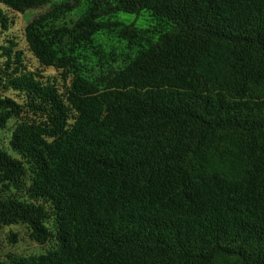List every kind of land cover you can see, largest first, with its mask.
<instances>
[{"label":"trees","instance_id":"trees-1","mask_svg":"<svg viewBox=\"0 0 264 264\" xmlns=\"http://www.w3.org/2000/svg\"><path fill=\"white\" fill-rule=\"evenodd\" d=\"M81 3L0 0L41 10L0 44V227L50 245L0 264H264V0ZM115 30L144 45L90 79L70 46Z\"/></svg>","mask_w":264,"mask_h":264},{"label":"rangeland","instance_id":"rangeland-1","mask_svg":"<svg viewBox=\"0 0 264 264\" xmlns=\"http://www.w3.org/2000/svg\"><path fill=\"white\" fill-rule=\"evenodd\" d=\"M56 2L58 0H52ZM88 0H82L80 7L69 16V21H76L86 9ZM1 8V6H0ZM41 12L40 9L29 10L25 14H15L6 12L10 20V30L5 32L0 28V44L5 42L7 38H15L19 42L21 48L25 50V41L23 30L26 24ZM114 19L125 24H133L139 29H148L153 37H156L160 31L167 28V25L161 21L155 20L150 13L143 12L139 15L118 13ZM113 19V20H114ZM9 33V34H8ZM10 35V36H9ZM143 42L129 43L121 39L117 31H103L93 37L91 43L75 44L71 53L75 56L77 64L81 72L90 79H96L102 75H106L112 69L123 68L131 59L135 58L141 50ZM27 61L31 68H40L37 61L27 51ZM1 62V60H0ZM41 69V68H40ZM45 75H57L51 69L44 72ZM16 125L15 120L9 121L5 129L0 130V147L8 148L11 133ZM16 234V242L9 240V234ZM50 245H40L30 239L28 230L24 225H11L0 227V257L5 259L8 255L29 256L39 255L46 252Z\"/></svg>","mask_w":264,"mask_h":264}]
</instances>
